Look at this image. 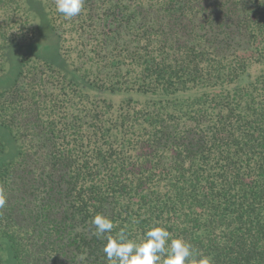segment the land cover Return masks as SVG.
Wrapping results in <instances>:
<instances>
[{
	"label": "trees",
	"instance_id": "1",
	"mask_svg": "<svg viewBox=\"0 0 264 264\" xmlns=\"http://www.w3.org/2000/svg\"><path fill=\"white\" fill-rule=\"evenodd\" d=\"M45 7L71 74L23 58L0 91L18 147L0 167L15 264H108L97 214L112 235L158 224L214 264H264V0ZM37 35L26 0H0V75Z\"/></svg>",
	"mask_w": 264,
	"mask_h": 264
},
{
	"label": "clouds",
	"instance_id": "2",
	"mask_svg": "<svg viewBox=\"0 0 264 264\" xmlns=\"http://www.w3.org/2000/svg\"><path fill=\"white\" fill-rule=\"evenodd\" d=\"M85 0H55L58 13L66 19L79 16L84 9ZM7 203V192L0 185V208ZM93 235L105 237L104 253L108 264H214L210 255L202 254L191 242L184 238H172L166 227H150L140 240L129 238L125 229L112 235L113 221L97 214L91 221Z\"/></svg>",
	"mask_w": 264,
	"mask_h": 264
},
{
	"label": "rangeland",
	"instance_id": "3",
	"mask_svg": "<svg viewBox=\"0 0 264 264\" xmlns=\"http://www.w3.org/2000/svg\"><path fill=\"white\" fill-rule=\"evenodd\" d=\"M29 14L37 25V37L32 41L9 47L6 53L5 70L0 75V91L10 88L18 76L20 60L38 58L50 63L54 68L69 76L71 66L59 52L57 35L50 26L45 0H26ZM18 156L17 143L7 128L0 125V167L14 161ZM1 264H15L10 243L0 237Z\"/></svg>",
	"mask_w": 264,
	"mask_h": 264
}]
</instances>
